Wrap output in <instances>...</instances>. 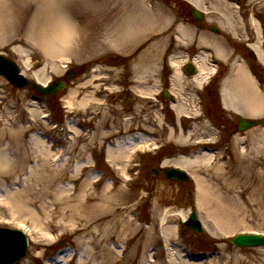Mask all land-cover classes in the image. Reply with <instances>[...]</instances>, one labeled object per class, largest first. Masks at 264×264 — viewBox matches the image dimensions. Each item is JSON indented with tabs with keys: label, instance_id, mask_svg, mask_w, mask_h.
I'll list each match as a JSON object with an SVG mask.
<instances>
[{
	"label": "rangeland",
	"instance_id": "rangeland-1",
	"mask_svg": "<svg viewBox=\"0 0 264 264\" xmlns=\"http://www.w3.org/2000/svg\"><path fill=\"white\" fill-rule=\"evenodd\" d=\"M109 1L0 0V53L15 61L27 79L36 82L35 74L43 70L48 82L63 78L68 68L76 69L69 89L54 96L15 89L0 77V138L18 137L22 144L10 145L11 165L0 179V185L10 183L0 190V227L23 230L28 237L27 254L17 264H264V249L229 244L239 233L264 234V125L238 133L239 115L224 110L219 96L233 65L242 63L261 77L264 92V65L250 48L257 45L264 55V0H196L205 14L201 23L192 20V5L186 0H141L158 16L161 30L125 51L105 44L102 15ZM58 7L71 18L77 16L71 25L79 33L73 27L64 53L48 57L40 40ZM224 14L230 15L231 24ZM94 21L98 26L91 31L89 23ZM147 53L151 59L141 60ZM201 56L205 77L216 58L225 59L224 73L205 94L208 116L199 114V83L178 72L185 62ZM160 76L169 82L175 100L159 95ZM138 77L140 82H134ZM140 88L147 92L140 95ZM74 90V107L69 109L66 98ZM92 93L98 103L79 105ZM177 98L183 107L180 114L173 108ZM170 131L174 136L182 131L186 144L170 140ZM130 138L151 141L133 150L129 162L112 161L116 144L129 145ZM216 143L219 150L205 151ZM177 154L213 157L210 164L192 169L214 189L215 201L216 195L226 203L236 198L233 215L239 217L232 228L216 225V214L199 207L195 180L164 179L163 165L175 166L167 162ZM55 155L62 156L54 160ZM107 188L117 191L111 194L124 203L108 201L97 221L87 220L95 211L83 210L86 200L78 193L83 189L84 198L91 193L100 198ZM96 203L101 202L92 200L90 205ZM194 205L204 228L200 234L181 227Z\"/></svg>",
	"mask_w": 264,
	"mask_h": 264
},
{
	"label": "bare ground",
	"instance_id": "bare-ground-1",
	"mask_svg": "<svg viewBox=\"0 0 264 264\" xmlns=\"http://www.w3.org/2000/svg\"><path fill=\"white\" fill-rule=\"evenodd\" d=\"M190 2L191 4H194L195 6H199V3L196 0H186ZM228 4V3H227ZM229 5V4H228ZM230 7V6H229ZM61 7H58L57 10L53 12V18L52 22H49L48 26V32L47 35L43 38H41L40 42L42 43L40 46L42 48L43 53L48 57L53 56H60L62 53H64V50L66 49L67 40L73 36V27L76 31V34L79 33L77 31L78 27L71 25L72 20L76 19L77 16L74 15L73 18L70 17V15H66L64 12H62ZM81 16V15H80ZM227 22L229 24L232 23L231 17L228 14H224ZM253 17H251V23L253 22ZM102 21L107 25L106 27V40L105 44L106 46H112L114 49H123L125 50H132L136 44L140 43L141 41L149 40L152 38V35L157 30H161V28L157 24L158 16H154L152 14V11L149 8H146L143 1L141 0H110L109 2L105 3V6L103 8V15H102ZM91 22V21H90ZM102 22V23H103ZM90 30L94 31L98 24L94 22L89 23ZM93 26V27H91ZM88 28V26H87ZM72 44V43H71ZM250 48L254 51L256 54V58L264 65V55L260 48L257 45H250ZM152 50V49H150ZM20 53V52H19ZM150 54V52H149ZM149 54H144L141 57V60L151 59V56ZM219 54V53H218ZM205 57V54H203ZM201 56L200 60H197L198 57L194 58L192 61L193 64H195L197 68V74H194L193 76L190 75L189 78L193 83H201L204 80V77L207 73L206 65L203 64L204 57ZM223 58V57H220ZM140 60V61H141ZM171 65L174 67H177V63L173 60V58L170 59ZM23 66L25 69L28 68V61L23 62ZM234 69L232 71L231 77L223 82V87L220 89L222 91V100L221 101L224 105V107L227 109V111H234L236 113H240L241 110H239L238 107H236L238 104H241L244 106L245 110L242 115H246L248 118H254L258 117L263 111H264V92L260 90V88L256 85V82H254L253 78L251 77L250 73L248 72L247 68L244 64H237L233 65ZM26 71V70H25ZM25 73V72H24ZM43 70L41 72H37L35 74L34 79L39 83H45L46 79L44 78ZM222 74V71L221 73ZM138 80H135L134 82H140L141 78ZM181 80V79H180ZM143 83V81H142ZM141 84V83H140ZM142 85V84H141ZM99 91V90H98ZM140 95L146 93L147 91L141 90L140 88ZM229 91H233L228 94ZM77 91L70 92L69 97H67V107L69 109H72L74 107V100L73 94L76 95ZM93 95V96H92ZM96 95L94 93L90 94L88 99H81L79 101V105L81 106H88L89 103H98L99 99L95 98ZM146 95H142L141 97H145ZM177 97V94H176ZM180 99V98H179ZM177 98V103L173 105V108L176 112L182 111L183 107L179 105V100ZM234 100V101H233ZM102 101V100H101ZM103 104V103H102ZM183 112V111H182ZM242 112V111H241ZM198 117V116H197ZM168 138L170 140H175L176 142H184L187 140L184 137H182V131L179 135L174 136V132L170 131ZM152 135V134H151ZM3 137V136H2ZM0 138V179L2 178V173H5L6 169L9 167V164L11 165V159L8 156V149L11 148L10 145L12 143H16L14 145L21 146L20 139L17 137L16 139H13L9 137ZM174 138V139H172ZM4 140H7V142L2 144ZM151 141V139H150ZM150 141L147 139H143L141 143H136L135 139H131L128 142L129 145L123 144H116V153L111 154L112 161L120 162L122 161L129 162L131 155L130 153L136 149H142L149 146ZM35 146L37 145L39 147L40 141L36 140ZM44 144V143H43ZM42 144V146H43ZM186 144V143H185ZM8 145V146H3ZM13 147V146H12ZM242 153L245 154L244 148H241ZM45 152L47 156H49V151L45 149ZM44 155L43 153H41ZM46 156V157H47ZM244 155H240L242 157ZM239 157V158H240ZM57 158V157H56ZM213 157L210 156H202L201 157H183L179 156L175 159H172L168 161L167 163H172L173 165L182 168L183 170L187 171L190 176L195 180L196 186H197V200L200 208H204L207 210V212L210 215L216 214V225L218 226H224L226 228H232L234 225L233 220L237 222V219L239 216L236 215V217L233 215L234 210L239 205L233 198H228L229 202H223L222 200H218V196L216 195V201H215V195L214 189L206 182H204L196 173V171L192 168L198 167L201 165L210 164V161ZM238 158V159H239ZM125 165L121 167V172L124 173ZM79 167V166H78ZM8 176V175H6ZM19 185V183L15 182ZM10 183H6L4 185H0V190L2 188L9 187ZM110 191L109 188L107 190H103L101 194H99L100 198H98V195L87 194V196L84 198V191L83 189L78 193V197L80 196V199H83V201L86 200L85 203L82 204V208L84 211H86L87 207H89V212L95 211L91 217L87 218V220H93L97 221V217L100 216V214L103 212V207L108 204V201L114 202L115 205H122L124 202L122 200L115 198V196L118 194V192H108ZM111 193H116L115 196ZM225 195V194H224ZM19 198V196H18ZM17 198V200H18ZM114 198L116 200H114ZM92 200L98 201L101 203H96L95 205H90L92 203ZM78 201V200H77ZM103 204V205H102ZM255 203L250 204L251 207H255ZM260 206V205H259ZM105 207L108 208L106 205ZM238 209V208H237ZM246 210V209H245ZM262 213V212H261ZM260 213V214H261ZM238 214V213H237ZM95 219V220H94ZM123 230V229H122ZM110 255H112V251H108ZM171 252V253H170ZM169 253L173 254V251L171 250ZM183 264H203L202 262H189L185 261Z\"/></svg>",
	"mask_w": 264,
	"mask_h": 264
},
{
	"label": "water",
	"instance_id": "water-1",
	"mask_svg": "<svg viewBox=\"0 0 264 264\" xmlns=\"http://www.w3.org/2000/svg\"><path fill=\"white\" fill-rule=\"evenodd\" d=\"M190 13L196 21H201L203 19L202 14L196 8L192 9ZM0 75L17 87L28 86L43 94L54 95L58 91L67 88V84L64 81H57L48 87H41L37 84L31 83L20 74L19 69L14 62L1 55ZM73 76L74 72L69 71L65 74L64 80L68 81L73 78ZM261 122L262 121L259 120L239 119L237 127L239 130H244ZM163 171L165 178L170 180L186 181L188 178L186 173L181 170L165 167ZM186 226L195 233L202 231V226L197 218L195 210L190 214ZM229 242L233 245L244 248L264 247V236L256 234H239L231 238ZM26 248V238L21 231L0 228V264H13L17 262L26 254Z\"/></svg>",
	"mask_w": 264,
	"mask_h": 264
},
{
	"label": "flooded vegetation",
	"instance_id": "flooded-vegetation-1",
	"mask_svg": "<svg viewBox=\"0 0 264 264\" xmlns=\"http://www.w3.org/2000/svg\"><path fill=\"white\" fill-rule=\"evenodd\" d=\"M210 89V88H209Z\"/></svg>",
	"mask_w": 264,
	"mask_h": 264
}]
</instances>
